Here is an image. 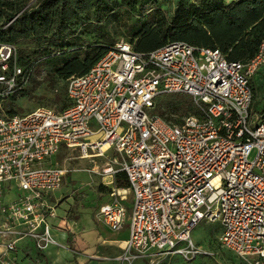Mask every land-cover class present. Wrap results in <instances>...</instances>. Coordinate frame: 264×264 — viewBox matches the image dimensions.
I'll list each match as a JSON object with an SVG mask.
<instances>
[{
    "label": "built area",
    "instance_id": "2783aa9c",
    "mask_svg": "<svg viewBox=\"0 0 264 264\" xmlns=\"http://www.w3.org/2000/svg\"><path fill=\"white\" fill-rule=\"evenodd\" d=\"M263 65L264 42L244 64L185 42L138 53L121 40L68 80L67 108L1 113L0 264H19L26 240L39 252L59 246L50 198L69 171L48 161L62 149L120 160L130 215L118 190L99 217L113 231L129 230L122 264L209 255L192 240L202 222L219 224L220 246L244 264H264V114L253 110L251 86ZM35 69L24 71L16 47L0 45V101L22 90ZM173 94L192 97L198 114L180 125L153 115L156 99Z\"/></svg>",
    "mask_w": 264,
    "mask_h": 264
},
{
    "label": "trees",
    "instance_id": "16d2710c",
    "mask_svg": "<svg viewBox=\"0 0 264 264\" xmlns=\"http://www.w3.org/2000/svg\"><path fill=\"white\" fill-rule=\"evenodd\" d=\"M121 40L138 53L185 42L196 48L218 49L228 60L246 64L264 42V0H199L190 6L180 0L173 15L161 8L159 0H0V45L16 47L24 71L46 67L68 84L71 77L89 72ZM30 81L0 101V114H19L13 109L14 96L27 93L33 98ZM50 104H61L58 111L70 105L66 92L65 100L57 94ZM253 110L264 113L255 110V103ZM152 112L180 125L188 116L197 115L198 108L192 97L173 94L158 97ZM166 112L176 118L165 117ZM113 182L118 188L129 187L121 171Z\"/></svg>",
    "mask_w": 264,
    "mask_h": 264
},
{
    "label": "rangeland",
    "instance_id": "374dc122",
    "mask_svg": "<svg viewBox=\"0 0 264 264\" xmlns=\"http://www.w3.org/2000/svg\"><path fill=\"white\" fill-rule=\"evenodd\" d=\"M179 1L159 0V4L162 9L168 10L170 15H173ZM181 1L186 6L199 3V0ZM51 72V69L46 67L35 69L34 77L28 84L33 98L27 93L15 95L16 102L13 108L15 112L28 113L41 106L58 111L61 104L51 105L50 101L57 94L65 100L67 82L58 79ZM253 87L255 110L264 111V65L254 76ZM10 101L12 100L8 103ZM165 117L176 118L170 112H166ZM254 156L255 153L252 154L251 159ZM115 157L110 152L105 157L85 159L81 158L77 150H66L48 161L69 171L61 188L53 191L50 198L52 204L57 206L56 218L49 220L51 235L59 246L53 245L48 250L39 252L33 243L26 240L19 245V264H122L119 258L123 253V240L129 237V230L126 228L124 229L126 232L113 231L99 217V209L112 200L113 191L121 190V196L126 197L123 200L127 202L128 215L132 208L131 192L118 188L113 182V173L105 172L109 168L120 172V160L114 163ZM17 192L18 189L15 188L13 196ZM63 219L65 225L60 226ZM221 233L219 224L202 222L192 232V240L209 256H199L195 262H184L180 256L165 257L158 259L154 264H244L242 259L220 246ZM24 246L29 248L27 256L23 250ZM43 255L49 256V260H44ZM139 263L150 264L146 261H138L134 264Z\"/></svg>",
    "mask_w": 264,
    "mask_h": 264
},
{
    "label": "crops",
    "instance_id": "0c3cea01",
    "mask_svg": "<svg viewBox=\"0 0 264 264\" xmlns=\"http://www.w3.org/2000/svg\"><path fill=\"white\" fill-rule=\"evenodd\" d=\"M50 201H52L51 199H50ZM106 203H108V202H106ZM127 202H125V204H126ZM54 221V220H53ZM65 225V220L63 219V222H61L60 223V226H64ZM127 228V226H125V228L124 229H126ZM221 228V227H220ZM121 230V231H125L126 232V230ZM128 229V228H127ZM128 238H124V240H123V243L127 240ZM58 247V246H57ZM123 247V246H122ZM43 257H44V260L45 259H48L49 260V256H47V255H43ZM140 262H145V261H140ZM140 264V263H139Z\"/></svg>",
    "mask_w": 264,
    "mask_h": 264
}]
</instances>
